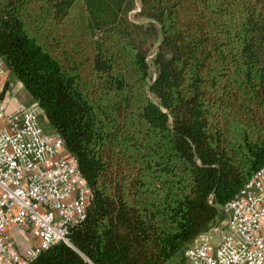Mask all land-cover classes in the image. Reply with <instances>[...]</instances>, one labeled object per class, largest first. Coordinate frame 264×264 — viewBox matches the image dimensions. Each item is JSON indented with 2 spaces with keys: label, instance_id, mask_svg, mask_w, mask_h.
Instances as JSON below:
<instances>
[{
  "label": "trees",
  "instance_id": "1",
  "mask_svg": "<svg viewBox=\"0 0 264 264\" xmlns=\"http://www.w3.org/2000/svg\"><path fill=\"white\" fill-rule=\"evenodd\" d=\"M0 57L92 194L28 264L183 262L264 166V0H0Z\"/></svg>",
  "mask_w": 264,
  "mask_h": 264
},
{
  "label": "built area",
  "instance_id": "2",
  "mask_svg": "<svg viewBox=\"0 0 264 264\" xmlns=\"http://www.w3.org/2000/svg\"><path fill=\"white\" fill-rule=\"evenodd\" d=\"M8 72L0 57V264H28L54 244H69L92 194L63 142L44 127L38 104L17 103ZM263 176L264 166L221 208L225 221L184 250L185 261L264 264ZM15 232H29L34 242L23 248Z\"/></svg>",
  "mask_w": 264,
  "mask_h": 264
},
{
  "label": "crops",
  "instance_id": "3",
  "mask_svg": "<svg viewBox=\"0 0 264 264\" xmlns=\"http://www.w3.org/2000/svg\"><path fill=\"white\" fill-rule=\"evenodd\" d=\"M6 82L8 84L14 85L15 93H16V100L19 105L27 107L33 102L32 98L28 96L27 92L24 90L22 85L14 77H12L9 72L6 78ZM2 98L6 100L7 102V97H2ZM261 181H262V187L264 190V176L262 177ZM262 234L264 235V222H263ZM16 239L19 245L22 246L23 248L31 246L32 243L34 242V241L32 242V236L30 235L29 232H23L21 234L17 232Z\"/></svg>",
  "mask_w": 264,
  "mask_h": 264
},
{
  "label": "rangeland",
  "instance_id": "4",
  "mask_svg": "<svg viewBox=\"0 0 264 264\" xmlns=\"http://www.w3.org/2000/svg\"><path fill=\"white\" fill-rule=\"evenodd\" d=\"M138 11V10H137ZM131 18L133 19V20H135V21H139V22H143L141 19H137V18H135V16H134V14L132 13L131 14ZM152 57H153V51H152V53L150 54V56H149V58H148V62L149 63H151V60H152ZM150 75L151 76H154V69H153V67H151L150 68ZM25 92V91H24ZM28 94V93H27ZM28 96H29V94H28ZM48 132H50L49 130H48ZM51 133V132H50ZM224 219H226V216L224 215ZM218 225V224H217ZM16 233L17 232H15V235H16ZM168 264H193V263H191V262H189V261H183V262H181V261H179L178 259H174V260H172V261H170V262H168Z\"/></svg>",
  "mask_w": 264,
  "mask_h": 264
}]
</instances>
